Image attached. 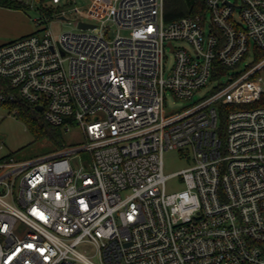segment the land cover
I'll return each instance as SVG.
<instances>
[{
  "label": "built area",
  "instance_id": "1",
  "mask_svg": "<svg viewBox=\"0 0 264 264\" xmlns=\"http://www.w3.org/2000/svg\"><path fill=\"white\" fill-rule=\"evenodd\" d=\"M206 5L167 22L164 0H97L72 8L93 28L0 46V105L86 136L0 160V264H264V0ZM170 95L193 101L167 111ZM169 150L192 166L166 175Z\"/></svg>",
  "mask_w": 264,
  "mask_h": 264
},
{
  "label": "rangeland",
  "instance_id": "2",
  "mask_svg": "<svg viewBox=\"0 0 264 264\" xmlns=\"http://www.w3.org/2000/svg\"><path fill=\"white\" fill-rule=\"evenodd\" d=\"M29 2L30 8L28 9L8 10L0 8V46L32 34L41 28L51 30L55 36L69 30H80L77 27L78 19L72 14V8L75 6L87 7L91 0H62L59 4H54L51 0H29ZM41 3L53 8L56 12L49 20H46L38 9ZM61 11H66L65 18H61V15L57 14ZM207 16H209V12H207ZM37 21L42 24L38 26ZM108 25L110 26L108 35L110 38H114L117 34V28L112 22H109ZM120 32L122 35L128 34L125 30ZM254 56V52L250 51L247 59L243 61L241 69L252 62ZM173 59L174 53L169 48L165 58L166 68L172 66ZM263 59L257 61V63ZM236 72V69L228 70L229 75ZM226 79L227 76H224L223 80ZM205 92L206 89L197 91L193 96V100H198ZM193 100L179 101L170 95L166 101V109L167 111L178 110L182 108V105L190 104ZM218 126L220 128L223 126L221 119ZM57 128L65 146L78 145L86 140L85 133L79 125L71 124L69 130L66 129V126ZM43 129H45V126L41 122H27L20 116L13 115L7 106L0 105V136H2L0 138V145H2L0 160L9 156H13L17 160H29L59 149L57 143L49 135L41 132ZM80 157L85 160L89 155L84 152L80 154ZM192 164L193 159L188 155H183L178 150H169L164 154V172L166 175L177 173L192 166ZM166 187L168 192H174L182 190L184 184L180 176L172 175L168 178ZM82 250L88 255H92L94 252V249L89 246L82 248Z\"/></svg>",
  "mask_w": 264,
  "mask_h": 264
},
{
  "label": "trees",
  "instance_id": "3",
  "mask_svg": "<svg viewBox=\"0 0 264 264\" xmlns=\"http://www.w3.org/2000/svg\"><path fill=\"white\" fill-rule=\"evenodd\" d=\"M0 7L14 9V10H23L30 8V4H27L22 0H0ZM40 12L43 14V17L47 20L56 12L53 8H50L43 3L38 8ZM58 14V12H57ZM207 14V5L206 0H164V19L166 21H172L183 16H196L202 15L205 16ZM38 31V30H37ZM30 35V34H29ZM264 58V51H258L256 54V62ZM7 106L10 110L18 107L19 113L18 116L23 118L27 122H41L45 126L41 132L49 135L58 145L59 148L63 146V140L59 133L57 127L51 126L43 116V113L38 110H34L27 105L21 102L3 104Z\"/></svg>",
  "mask_w": 264,
  "mask_h": 264
},
{
  "label": "water",
  "instance_id": "4",
  "mask_svg": "<svg viewBox=\"0 0 264 264\" xmlns=\"http://www.w3.org/2000/svg\"><path fill=\"white\" fill-rule=\"evenodd\" d=\"M61 18H65V17H61ZM95 25L94 24H90V23H87V22H84V21H80L78 23V28L80 29H89V28H93ZM36 109L39 111L41 109L40 106H37ZM2 137V136H0Z\"/></svg>",
  "mask_w": 264,
  "mask_h": 264
},
{
  "label": "crops",
  "instance_id": "5",
  "mask_svg": "<svg viewBox=\"0 0 264 264\" xmlns=\"http://www.w3.org/2000/svg\"><path fill=\"white\" fill-rule=\"evenodd\" d=\"M97 2V0H91L90 4L87 5V7H82V8H89L95 5V3ZM2 8V7H0ZM4 9H8V8H4ZM8 10H14V9H8Z\"/></svg>",
  "mask_w": 264,
  "mask_h": 264
}]
</instances>
